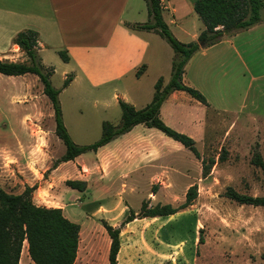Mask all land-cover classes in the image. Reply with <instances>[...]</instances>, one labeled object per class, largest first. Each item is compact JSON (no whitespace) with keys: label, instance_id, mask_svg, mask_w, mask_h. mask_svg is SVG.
<instances>
[{"label":"rangeland","instance_id":"374dc122","mask_svg":"<svg viewBox=\"0 0 264 264\" xmlns=\"http://www.w3.org/2000/svg\"><path fill=\"white\" fill-rule=\"evenodd\" d=\"M261 14L264 16V10ZM171 19L166 12L165 20L169 23ZM186 21L196 26L203 24L198 16L185 18L182 21L185 26ZM167 26L180 42L191 41L176 25ZM156 38L152 47L159 50V62L144 76L143 69H139L127 81L138 109L151 103L160 78L168 83L172 76L175 51L161 35ZM43 56L46 64L54 68L50 77L53 87L62 92L65 63L52 51ZM24 58L23 63H29L25 53ZM217 74L216 80L201 86L205 94L197 89L205 96L207 106L187 93L185 96L193 103L167 99L161 106L162 121L175 131L192 137L201 159L207 164H215L209 175L203 177L202 160H197L182 144L169 138L175 147H167V157L185 177L174 182L176 192H160L158 189L163 185L160 182L148 184L147 177L133 186L134 192L128 190L124 202L139 213L143 202H147L148 208L158 204L177 208L186 201L189 188L197 186L196 199L171 219L147 218V233L137 239L139 261L149 264H264V208L241 205L226 197L228 188L241 194L264 196V171L252 163L255 152L264 159V79L252 80V73L244 70L230 71L228 78L224 73ZM25 92L30 98L20 101ZM111 92L107 89L95 99L96 94L86 85L76 83L59 96L63 122L75 144L83 146L97 142L102 136L104 122L120 124V101L117 103ZM256 105L259 106L257 114L263 117L250 115L255 113ZM55 129L53 106L43 93L41 81L38 79L34 84L33 74L27 79L0 74V188L19 195L27 187L39 186L34 182L39 172L42 179L48 177L47 168L66 153L65 144ZM91 153L85 154L90 156ZM199 168L201 175L190 181L197 177ZM64 172L73 174V165L61 173ZM126 185V182L122 186L118 182L115 188ZM73 190L76 193L63 184L62 190L60 186L50 197V204L64 203V215L81 227L75 264H109L110 241L103 227L102 213L99 208L96 211L90 204L83 203L84 200L74 199L75 194L80 195L86 190ZM35 192L32 193L34 204ZM28 256L24 249L23 263L34 264L31 259L27 261Z\"/></svg>","mask_w":264,"mask_h":264},{"label":"crops","instance_id":"0c3cea01","mask_svg":"<svg viewBox=\"0 0 264 264\" xmlns=\"http://www.w3.org/2000/svg\"><path fill=\"white\" fill-rule=\"evenodd\" d=\"M195 1L169 0L166 7L161 8L165 23L176 25L183 36L190 38L191 41L187 43L198 41L205 30L204 24L196 26L190 21H186V26L182 24L185 18H197ZM166 12L173 18L169 23L165 20ZM150 22L152 19L147 0H0V60L24 62V52L13 43V39L21 31H36L39 34L38 54L46 67L49 65L43 54L48 51L57 55L65 52L69 57L68 62L63 61L66 65L63 76L65 80L71 76L72 81L60 95L76 83H83L90 92L96 94L95 99L109 89L117 103L123 101L138 109L135 96L128 90L130 83L127 81L141 68L144 76L159 62V50L152 47V42L156 43V37L160 34L156 31L133 30L130 26ZM236 70L251 72L252 80L264 79V22L199 51L187 63L183 82L205 94L201 86L216 80L218 72L224 73L228 78L230 71ZM17 77L27 79L29 74ZM38 79L34 75V84ZM184 93L186 92L175 91L168 100L193 103ZM23 94L20 101L30 98L26 92ZM33 95L31 96L34 97ZM258 108L256 105L255 113L251 112L250 115L263 117L257 114ZM170 139L158 129L137 125L130 132L92 152L90 156L83 154L57 168L48 167L47 178L42 179L43 175L39 172L34 180L39 184L35 190V204L61 208L66 212L64 203L50 204V197L60 186L62 190L67 180H80L86 182L87 188L84 193L75 194L74 199L84 200L83 203L90 204L93 210L97 211L99 208L104 222L114 228L120 227L131 209L124 202L125 195L128 190L134 192L136 189L133 186L144 178L147 177L148 184L160 182L163 186L158 190L162 193L176 192L174 182L184 177V174L167 157V147L172 146ZM70 165L74 167L73 174L61 173ZM200 175L199 168L197 177L190 181L196 180ZM118 182L121 186L125 182L127 185L116 189ZM128 183L131 184L130 187ZM72 192L76 193V190L72 189ZM61 193L63 191L60 192L62 197ZM147 225L148 219L144 218L136 219L122 228L118 264H149L138 260L136 248L137 239H142L147 233ZM109 241L108 246L110 238ZM24 246L23 250L28 251L27 244ZM29 257L26 258L27 261L31 259ZM20 264H24L22 253Z\"/></svg>","mask_w":264,"mask_h":264},{"label":"trees","instance_id":"16d2710c","mask_svg":"<svg viewBox=\"0 0 264 264\" xmlns=\"http://www.w3.org/2000/svg\"><path fill=\"white\" fill-rule=\"evenodd\" d=\"M147 2L152 22L131 25L130 28L156 31L167 40L176 54L171 79L167 84L163 78L158 80L151 103L142 109H136L120 101L122 110L120 124L104 122L102 136L93 144L79 146L72 141L62 118L59 101L61 91L54 88L50 81L54 68L46 67L38 54L39 34L36 31H21L13 39V43L28 57L29 63L0 60L1 75L17 77L33 74L43 84V93L50 99L55 114V133L66 147V153L54 163V168L62 163L73 161L87 152H96L130 132L135 126L145 125L148 128L158 129L167 137L182 144L196 159L202 160L203 177L209 175L215 162L207 164L201 159L196 141L192 137L175 131L162 121L161 106L175 91L186 92L203 105H208L201 92L184 84L183 77L187 63L202 49L211 47L241 30L264 22L261 14L264 10V0H196L194 10L205 25V30L200 34L198 41L190 43H182L174 37L163 20L158 0H147ZM59 56L64 62L69 61L65 52H59ZM71 81L72 77H67L64 87H67ZM252 163L264 171V159L259 152L253 154ZM65 184L81 192L87 187L86 182L80 180H67ZM35 190L36 187H27L22 194L15 195L0 188V264H20L25 242L28 254L35 264H75L81 237L80 225L69 220L61 208H47L34 204L32 193ZM196 197L197 186L193 185L186 194L184 204L177 208L170 204H158L148 208L147 202H143L139 213L132 209L129 210L120 227L114 228L103 221V227L111 240L109 264H118L117 257L121 248L120 234L126 224L136 219L167 218L176 215L190 206ZM226 197L241 205L264 208V196H250L228 188Z\"/></svg>","mask_w":264,"mask_h":264},{"label":"built area","instance_id":"2783aa9c","mask_svg":"<svg viewBox=\"0 0 264 264\" xmlns=\"http://www.w3.org/2000/svg\"><path fill=\"white\" fill-rule=\"evenodd\" d=\"M169 0H158L159 2V5L161 8H165L166 7V3L168 2Z\"/></svg>","mask_w":264,"mask_h":264}]
</instances>
